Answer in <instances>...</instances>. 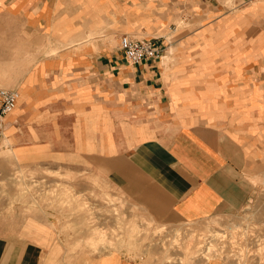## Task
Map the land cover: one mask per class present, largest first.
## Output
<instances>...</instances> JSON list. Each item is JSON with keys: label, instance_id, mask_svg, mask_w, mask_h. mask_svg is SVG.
Returning <instances> with one entry per match:
<instances>
[{"label": "crops", "instance_id": "obj_1", "mask_svg": "<svg viewBox=\"0 0 264 264\" xmlns=\"http://www.w3.org/2000/svg\"><path fill=\"white\" fill-rule=\"evenodd\" d=\"M128 33L163 57L126 63ZM1 89L18 98L0 117V264H166L130 241L137 217L198 228L264 175V0H0ZM40 180L56 190L37 201Z\"/></svg>", "mask_w": 264, "mask_h": 264}, {"label": "rangeland", "instance_id": "obj_2", "mask_svg": "<svg viewBox=\"0 0 264 264\" xmlns=\"http://www.w3.org/2000/svg\"><path fill=\"white\" fill-rule=\"evenodd\" d=\"M191 24L185 18L175 21L169 28L170 34H188L194 29ZM127 35L137 39L143 38L138 33ZM121 37L122 35L116 43L112 42L113 48L118 51L120 57L123 56L120 51ZM169 52L173 53V49L171 48ZM169 60L171 58L166 57L164 63H168ZM31 179L39 178L31 177ZM40 181L25 187V192L32 194L37 201L44 199L46 194L54 195L56 190L55 187L47 188L46 182ZM252 190V197L241 209L217 215L198 228L183 225L177 230H171L169 227L157 229L153 228V222L137 217L136 230H130V241L137 244L158 243L163 250L151 253L154 258L161 259V263L166 264H201L215 259L223 260L228 264H264V175L260 180L253 181ZM108 201L110 211L118 212L119 209L122 211L124 204H118L111 198ZM60 205L62 206L63 203ZM136 213L138 216L140 213L138 209ZM120 231L123 242V232L128 230ZM108 237L107 231L103 232L105 245L112 243L110 239L107 240ZM133 252L141 254L139 250ZM58 263L62 264V260Z\"/></svg>", "mask_w": 264, "mask_h": 264}, {"label": "built area", "instance_id": "obj_3", "mask_svg": "<svg viewBox=\"0 0 264 264\" xmlns=\"http://www.w3.org/2000/svg\"><path fill=\"white\" fill-rule=\"evenodd\" d=\"M251 2L254 0H246ZM120 51L124 61L131 65L160 60L165 51L159 39H137L123 35L120 40ZM18 94L13 90H0V117L11 112L17 102Z\"/></svg>", "mask_w": 264, "mask_h": 264}]
</instances>
